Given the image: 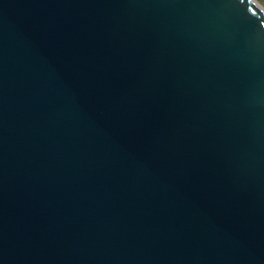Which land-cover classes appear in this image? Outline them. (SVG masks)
<instances>
[{"label":"water","instance_id":"1","mask_svg":"<svg viewBox=\"0 0 264 264\" xmlns=\"http://www.w3.org/2000/svg\"><path fill=\"white\" fill-rule=\"evenodd\" d=\"M0 264H264V14L0 0Z\"/></svg>","mask_w":264,"mask_h":264},{"label":"bare ground","instance_id":"2","mask_svg":"<svg viewBox=\"0 0 264 264\" xmlns=\"http://www.w3.org/2000/svg\"><path fill=\"white\" fill-rule=\"evenodd\" d=\"M250 2H252L256 7L257 9L264 14V6L261 5L257 0H249Z\"/></svg>","mask_w":264,"mask_h":264},{"label":"rangeland","instance_id":"3","mask_svg":"<svg viewBox=\"0 0 264 264\" xmlns=\"http://www.w3.org/2000/svg\"><path fill=\"white\" fill-rule=\"evenodd\" d=\"M261 5L264 6V0H257Z\"/></svg>","mask_w":264,"mask_h":264}]
</instances>
